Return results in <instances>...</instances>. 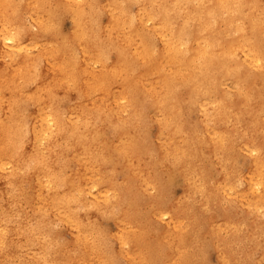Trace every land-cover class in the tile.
<instances>
[{"label":"bare ground","instance_id":"bare-ground-1","mask_svg":"<svg viewBox=\"0 0 264 264\" xmlns=\"http://www.w3.org/2000/svg\"><path fill=\"white\" fill-rule=\"evenodd\" d=\"M43 1L34 0L32 8L41 9L43 13ZM55 1L67 9L74 21L76 33L73 40L90 47L88 42L91 41L88 40L87 33L92 20L86 24L80 19L82 16L88 18L84 8L86 0ZM75 1L76 4L73 3ZM144 2H150L158 11L149 10L141 14L138 10L137 18L127 20L121 3L108 0L109 13H114L109 19L108 38L112 39L110 44L119 47H137H134V52L127 50L118 56L117 71L122 68L127 70L131 60L139 62L138 66L132 63L133 67L128 69L130 85L136 87L133 81H147L156 76L168 88L163 89L167 94L165 99L161 96L154 97L158 91L152 86L135 95L129 100L128 106L138 104L139 101L136 100L141 96V99L146 96L152 98L159 107L170 106V118L161 123L162 129L168 135L167 144L159 150L156 159L146 163V168L150 164H164L171 156L183 175L184 185L181 198L166 205V210L161 207L162 209L152 211V214L170 215V220L168 218L166 224H162L159 235L151 233V236L158 235L153 240L149 237L151 217L145 220L134 212L128 198L122 203L116 199V203L121 205V211L115 213L114 218L124 228L119 239L126 264H204L191 252L203 240L214 246L218 264H264V0H171L166 1V4L160 0H142ZM21 7L30 9V0L24 1L22 5L18 2L17 5L8 4L6 0H0V60L1 57L8 58L10 64L8 69L0 67V81L8 85L20 84L18 89L30 81V56L22 51L25 49L20 40L22 30L14 24ZM146 17L155 19L154 23L162 31L163 45L158 53H155L152 45L145 42L146 36L144 37L140 29ZM176 19H181L182 24ZM41 27L46 31L51 29L49 23ZM167 31L169 36L164 37ZM24 32L30 38V33ZM6 41L10 43L7 44ZM94 42L96 51L102 54L99 44L96 40ZM70 43L71 40H64L66 46ZM57 45L62 48L59 43ZM16 49L18 56L13 55V50ZM240 53H244L243 58H240ZM173 76H177L174 83ZM225 80L234 83L238 90L236 94L222 89ZM177 81L185 82L176 85ZM258 81L262 82L261 88L257 87ZM88 88L85 90L90 92L103 90L102 87L91 84ZM179 89L194 100L217 97L212 99L210 110H206L208 113L205 112L202 131L198 133V129H193V136L188 133L180 118V107L174 96ZM172 97L174 99L171 104ZM55 109L56 112L57 108ZM37 114L42 115L41 108L37 109ZM9 118L14 122L12 113ZM46 118L48 117L44 119ZM4 120L7 118L4 117ZM13 125L21 128V125L15 123L9 126ZM9 126L0 117V136L7 139L5 144H0V168L5 162L15 167L20 157L29 160L33 150L29 146L22 155L12 139L14 133L8 135ZM211 127L214 134L209 131ZM125 134L130 135L129 132ZM198 143L205 145L209 155L225 168V172L215 182L209 180L202 171L203 174L200 173L196 166L194 151ZM132 144L131 140L120 139L115 145L126 165V174L121 186H118L105 177V173L99 169L100 164L92 163L91 146L77 143V169L68 180L66 198L71 200L75 197V192L81 193L85 200L83 195L91 187H97L98 193L100 187L101 193L106 197L102 206L111 207L114 202L108 199V192L112 191V196H115V189L128 196L130 192L150 187L154 189L155 195L157 183L135 165L141 163L143 158L137 152L131 151ZM241 152L247 153L250 162L243 175L239 174L232 161V155ZM1 173L2 170L0 179ZM47 193L54 195L53 191ZM41 194L42 189L34 195L35 202H40ZM31 201V196L25 190L22 191L21 198L16 196L6 199L4 209H24V218L27 220L21 218L16 222L13 230L18 241L16 246L13 245L15 239L5 236L0 229V256L7 254L15 257L26 253L28 257L24 264H67V261L69 264H110V258L101 252L98 239H88L92 230L91 221L81 222L73 213L63 216L69 221H77L80 225V230L73 238L78 254L73 256L65 250L60 255L62 258L56 261L53 249H47L44 245L46 241L54 239L42 234L40 227L37 231L30 228L28 214ZM92 204L99 206L95 202ZM59 209L57 207V211ZM6 216L8 215L0 217V223L5 222ZM170 221H174L172 227L169 225ZM226 228L230 229L227 239L222 235ZM246 237L249 238L250 246L259 247L257 256L251 255L250 249L243 246ZM227 240L231 241L235 249L243 248V251L228 249ZM32 242H36L37 247H33ZM125 245H128L126 249Z\"/></svg>","mask_w":264,"mask_h":264},{"label":"rangeland","instance_id":"rangeland-1","mask_svg":"<svg viewBox=\"0 0 264 264\" xmlns=\"http://www.w3.org/2000/svg\"><path fill=\"white\" fill-rule=\"evenodd\" d=\"M24 1L27 0H6L8 4L15 5L17 2L22 5ZM115 1L121 3L127 20L137 18L138 10L141 14L149 10L158 11V8H153L150 2L142 3V0ZM166 1L171 0H160L163 4H166ZM107 2L108 0H86L84 8L87 10L88 18L82 16L80 19L86 24H89L91 19L92 23L87 33V38L91 41L88 42L90 47H85L73 40L76 33L74 21L63 5L57 4L55 0H44L42 13L41 9L32 8L34 0H30V9L21 7L17 13V21L14 23L22 30L20 40L22 47L25 48L22 51L30 56V67H28L30 81L19 89L17 86L20 84L8 85L0 81V117L5 125L9 126L11 123L21 125V128L9 126L8 135L14 133L12 139L15 140L22 155L29 146L33 149L29 160L20 157L15 167L5 162L0 168L2 170L0 217L8 215L5 217V222L0 223V229L5 236L9 235L10 239H15L13 230L16 222L21 218L27 220L24 218L25 210L17 211L13 208L5 210L4 204L7 198L12 199L16 196L21 198L22 191H27L32 200L28 214L30 228L32 231H37L40 227L42 234L54 239L46 241L44 245L47 249H53L56 261L62 258L60 255L65 250L73 256L78 254V247L74 244L73 238L80 230V225L77 221L67 220L63 215L73 213L81 222L90 220L92 230L88 239H98L101 252L110 258V264H126V257L121 250L119 239V234L124 232V228L114 218V214L121 211V205L116 203V199L122 203L125 198H128L134 212L136 211L145 220L151 217L149 237L153 240L161 233L162 224H166L170 215L165 213L166 215L161 216L152 214V211L157 208L166 210V205L183 195L184 178L171 156L165 160L164 164H150L148 169L146 168V163L156 159L159 150L167 144L168 135L162 129L161 123L170 118V106L159 107L157 102L148 96L142 99L141 96L136 100L139 101L138 104L128 106L129 100L152 86H155L158 91L153 96H161L165 99L167 94L163 89L168 90V88L155 75L154 79L150 78L147 81L142 79L133 81L136 87L130 85L127 78L128 69L133 67L132 63L138 66L139 62L131 60L127 70L123 68L116 70L119 66L118 56L126 53L127 50L134 52V47H137L133 45L119 47L110 44L112 39L108 38L109 19L114 13L110 15ZM73 3L76 4V1ZM153 20L146 17L140 29L144 37L146 36L145 42L152 45L155 53H158L163 45L162 31L157 28ZM177 22L182 24L181 19ZM47 23L51 26L49 31L41 27L46 26ZM222 27L221 25L220 28ZM24 31L30 33V38ZM166 33L164 37L169 36V32ZM64 40H71V43L66 46ZM95 40L102 54L96 51ZM6 43L10 42L6 41ZM57 43L61 45V49L58 48ZM135 43L139 44L138 41ZM18 49L13 50V55H19ZM239 56L243 58L244 53H240ZM0 67L8 69L9 59L1 57ZM176 77H172L173 83ZM184 82L177 81L176 85ZM90 84L98 85L103 90L86 91ZM261 85L262 82L258 81L257 87L261 88ZM178 87L182 88V86ZM222 89L231 94L238 92L230 80L223 82ZM174 96L180 107V118L188 129V133L193 136L195 133H192L193 129H198L197 132L200 133L203 129L205 112L208 113L212 99L217 97L194 100L180 89L175 91ZM173 99L172 97L171 104ZM38 108L42 109L41 116L37 114ZM55 108L57 113L54 111ZM11 113L14 122L10 121ZM4 117L7 118L6 121ZM45 117L48 118L44 119ZM209 131L214 134L212 127ZM119 132L122 134H118ZM127 132L130 135H126ZM120 139L131 140L133 143L130 147L131 151L137 152L143 158L141 163L135 165L156 181V194L153 195L154 189L150 187L130 192L128 196L125 192L118 193L115 189V196H112V191L108 192V199L114 202L111 207L102 206L106 197L101 193L100 187L99 193L97 187H91L83 195L85 200L82 199L81 193L75 192H73L74 198L71 200L66 198L68 180L77 169L76 154L79 153L76 148L77 143L90 145L93 154L92 163L100 164L99 169L105 173V177L121 186L126 174V165L124 157L115 149ZM6 141V137L1 135L0 144H5ZM194 158L199 172H203L212 182L217 181L225 172V168L209 155L208 149L202 143H198L195 148ZM232 161L239 174H245L250 164L247 153L232 155ZM41 189L42 194L38 203L33 197L40 193ZM48 191H53L54 195H48ZM93 202L98 203L99 206H93ZM57 207L60 208L59 211ZM173 222L169 223L171 227ZM229 231L230 229L226 228L222 233L226 239ZM151 233L158 235L151 236ZM32 243L33 247H37L36 242ZM17 244L18 241L15 239L13 245ZM228 245V249L235 252L243 251V248L235 249L231 241H228ZM243 246L248 247L253 256H257L260 252L259 247L250 246L248 237L244 239ZM127 247L128 245H125L124 248ZM191 252L204 264L219 263L216 250L208 241L203 240ZM27 257L26 253L15 257L4 254L0 256V264H24ZM66 263L69 264L68 261Z\"/></svg>","mask_w":264,"mask_h":264}]
</instances>
